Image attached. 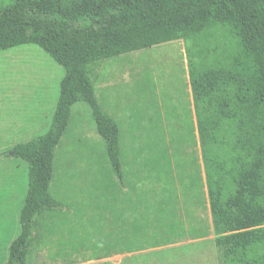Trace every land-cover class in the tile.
Here are the masks:
<instances>
[{
	"label": "trees",
	"instance_id": "trees-1",
	"mask_svg": "<svg viewBox=\"0 0 264 264\" xmlns=\"http://www.w3.org/2000/svg\"><path fill=\"white\" fill-rule=\"evenodd\" d=\"M217 27L229 31L230 52L215 42ZM177 40L189 46L202 161L185 186L198 187L211 217L189 229L178 220L170 169L152 156L136 159L135 170L123 163L119 125L95 93L105 61ZM24 45L41 48L65 73L47 132L12 149L28 165V188L5 264H29L38 218L62 207L50 193L54 152L79 102L89 106L108 159L90 260L212 233L219 264H264V0H9L0 6V51ZM146 181L160 191L146 190Z\"/></svg>",
	"mask_w": 264,
	"mask_h": 264
},
{
	"label": "rangeland",
	"instance_id": "rangeland-1",
	"mask_svg": "<svg viewBox=\"0 0 264 264\" xmlns=\"http://www.w3.org/2000/svg\"><path fill=\"white\" fill-rule=\"evenodd\" d=\"M8 2L0 0V6ZM214 34L220 49L230 52L227 28L217 27ZM188 47V42L177 40L109 59L95 72V93L119 125L123 163L135 170L136 159L152 156L170 169L178 220L189 229L210 225L211 217L207 203L202 206L197 199L198 187L191 192L185 186L197 177L194 165L202 166L199 139L193 133ZM64 73L38 46L0 51V264H5L20 232L19 214L28 188V165L12 149L47 132ZM107 161L89 106L76 103L54 152L50 193L62 207L38 218L29 264H219L212 233L206 239L187 236L172 246L90 260L96 229L91 220L103 211L98 208L105 199L99 185ZM144 185L156 192L161 188L147 181ZM203 199L207 201L206 195Z\"/></svg>",
	"mask_w": 264,
	"mask_h": 264
},
{
	"label": "crops",
	"instance_id": "crops-1",
	"mask_svg": "<svg viewBox=\"0 0 264 264\" xmlns=\"http://www.w3.org/2000/svg\"><path fill=\"white\" fill-rule=\"evenodd\" d=\"M193 101V100H192Z\"/></svg>",
	"mask_w": 264,
	"mask_h": 264
}]
</instances>
